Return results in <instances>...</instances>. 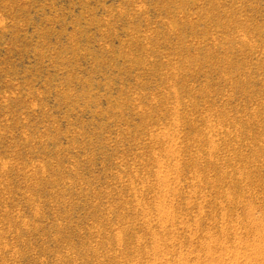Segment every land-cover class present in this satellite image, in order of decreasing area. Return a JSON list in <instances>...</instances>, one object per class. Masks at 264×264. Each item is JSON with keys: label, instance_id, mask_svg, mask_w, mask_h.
Masks as SVG:
<instances>
[{"label": "rangeland", "instance_id": "374dc122", "mask_svg": "<svg viewBox=\"0 0 264 264\" xmlns=\"http://www.w3.org/2000/svg\"><path fill=\"white\" fill-rule=\"evenodd\" d=\"M0 264H264V0H0Z\"/></svg>", "mask_w": 264, "mask_h": 264}]
</instances>
